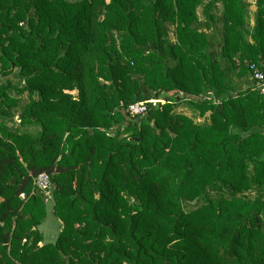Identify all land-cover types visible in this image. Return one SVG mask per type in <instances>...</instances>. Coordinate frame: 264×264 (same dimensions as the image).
I'll use <instances>...</instances> for the list:
<instances>
[{"label":"trees","instance_id":"1","mask_svg":"<svg viewBox=\"0 0 264 264\" xmlns=\"http://www.w3.org/2000/svg\"><path fill=\"white\" fill-rule=\"evenodd\" d=\"M253 3L0 0V264H264Z\"/></svg>","mask_w":264,"mask_h":264},{"label":"rangeland","instance_id":"2","mask_svg":"<svg viewBox=\"0 0 264 264\" xmlns=\"http://www.w3.org/2000/svg\"><path fill=\"white\" fill-rule=\"evenodd\" d=\"M69 1L74 2V1H80V0H69ZM244 1H248L251 4V6L249 7V12L251 13V16H252L251 20L253 22V13L256 11V5L253 3L254 0H244ZM201 13H202V8H200V10H199V15H201ZM234 79H235V77H234ZM0 82H1V80H0ZM17 82H18V79L14 78V84H16ZM250 82L251 81L249 79L248 80L243 79L241 81H238V79L237 80L235 79L233 85L239 89L240 88L246 89L250 85ZM13 94H15V92ZM173 95L174 94L171 93V94H164L163 96H161L160 99L162 102L160 104H163V105L166 104L167 101H165V99H167ZM176 98L179 99L180 97L177 96ZM173 112L175 114H178V115H185V116L191 118L192 120H194L195 123H202L204 121V119L199 118V115L193 110L192 105L189 102H182L177 107H175ZM41 195H43V197H44V200L47 204L48 210H51V209L53 210L54 202H53V197L51 196V194L50 193H48V194L41 193ZM55 220L56 219L50 215V217L48 218V224L45 225V227L42 231V233H44L47 241L52 240V237H54L56 230H57L58 235L60 233L59 227L57 228L58 225L56 223H53V222H55Z\"/></svg>","mask_w":264,"mask_h":264},{"label":"built area","instance_id":"3","mask_svg":"<svg viewBox=\"0 0 264 264\" xmlns=\"http://www.w3.org/2000/svg\"><path fill=\"white\" fill-rule=\"evenodd\" d=\"M251 77L256 81L257 89L260 90L261 94L264 96V70H260L257 67H251ZM161 99H153L145 103H137L130 106L129 110L132 116L144 115L147 111V104L157 105L161 103ZM36 189L43 193H50L52 183L50 177L46 173L40 174L34 181ZM25 198V195H22Z\"/></svg>","mask_w":264,"mask_h":264},{"label":"crops","instance_id":"4","mask_svg":"<svg viewBox=\"0 0 264 264\" xmlns=\"http://www.w3.org/2000/svg\"><path fill=\"white\" fill-rule=\"evenodd\" d=\"M50 215L53 216L56 219L55 222H53V223H56L58 225L57 228L59 227V231L61 230V222L55 217L52 209L51 210H48L47 218L44 220L43 224L40 226V231H41V234L43 236V243L44 244L45 243H52V242H54L57 239V236H58L57 230H56L54 237H52V240L47 241L46 238H45L44 233H42L45 225L48 224V218L50 217Z\"/></svg>","mask_w":264,"mask_h":264}]
</instances>
